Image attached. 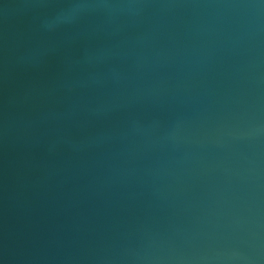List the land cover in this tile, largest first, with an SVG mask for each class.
Wrapping results in <instances>:
<instances>
[{"label": "water", "instance_id": "water-1", "mask_svg": "<svg viewBox=\"0 0 264 264\" xmlns=\"http://www.w3.org/2000/svg\"><path fill=\"white\" fill-rule=\"evenodd\" d=\"M0 264H264V0H0Z\"/></svg>", "mask_w": 264, "mask_h": 264}]
</instances>
